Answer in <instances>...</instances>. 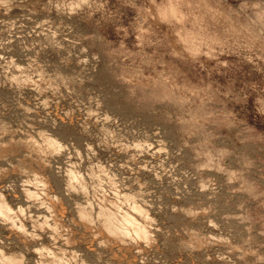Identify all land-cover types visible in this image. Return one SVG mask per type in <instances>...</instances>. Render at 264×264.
Here are the masks:
<instances>
[{
  "label": "rangeland",
  "instance_id": "374dc122",
  "mask_svg": "<svg viewBox=\"0 0 264 264\" xmlns=\"http://www.w3.org/2000/svg\"><path fill=\"white\" fill-rule=\"evenodd\" d=\"M76 2L0 0V194L15 213L0 218L1 244L29 264L67 250L73 264H264V36L209 57L229 37L193 19L199 0L57 7ZM207 2L227 12L243 0ZM45 137L63 150L38 163L23 144ZM38 171L48 186L34 182ZM103 192L140 198L146 242L119 245L86 227L85 212L102 219ZM44 217L59 232L36 227L34 239Z\"/></svg>",
  "mask_w": 264,
  "mask_h": 264
},
{
  "label": "bare ground",
  "instance_id": "6f19581e",
  "mask_svg": "<svg viewBox=\"0 0 264 264\" xmlns=\"http://www.w3.org/2000/svg\"><path fill=\"white\" fill-rule=\"evenodd\" d=\"M50 44V43H49ZM48 46V45H47ZM69 60V59H68ZM37 71V69H36ZM41 72V71H40ZM28 73V72H27ZM43 75V74H42ZM74 76V75H73ZM48 79V78H47ZM71 79V78H70ZM78 79V78H77ZM16 80V79H15ZM14 82V81H13ZM43 82V81H42ZM76 82V81H75ZM71 83V82H69ZM73 83V82H72ZM37 84V83H36ZM44 84V83H43ZM73 85V84H72ZM76 85V84H75ZM36 87V86H35ZM68 87V86H67ZM78 87V86H77ZM43 89V88H42ZM76 89V88H75ZM69 90V89H68ZM77 90V89H76ZM69 93V92H68ZM82 93V92H81ZM77 96V95H76ZM78 97V96H77ZM96 101V100H95ZM98 103V102H97ZM13 129V128H12ZM2 131V130H1ZM8 131V130H7ZM20 131V130H19ZM38 133V132H37ZM10 136V135H9ZM14 137V136H13ZM30 139V138H29ZM12 141V140H11ZM14 141V140H13ZM142 142V141H141ZM160 142V141H159ZM12 144V142H10ZM16 143V142H14ZM44 146H38V142L37 145L36 143L32 140V141H27L23 144V147H27L28 149L30 148L31 150L34 151V153H36L37 157V162L41 161L42 159V153H48L49 155L51 154H55V153H59L61 152L62 149V145L59 143V141L55 138H51L48 137L44 139L43 141ZM4 145V144H3ZM7 146V145H5ZM4 146V147H5ZM22 146V145H21ZM2 147V146H1ZM10 147V146H8ZM15 147H17L15 145ZM3 148V147H2ZM13 148V146L11 147ZM92 148V147H91ZM17 149V148H16ZM23 149V148H22ZM4 151V150H3ZM11 151V150H10ZM16 151V150H15ZM6 152V151H4ZM12 152V151H11ZM13 153V152H12ZM53 156V155H52ZM55 156V155H54ZM25 158V157H24ZM22 162V161H21ZM38 162V163H39ZM41 163V162H40ZM20 164V163H19ZM44 164V163H43ZM23 165V164H22ZM31 166V165H30ZM25 167V165H24ZM21 168V167H20ZM22 169V168H21ZM27 169V168H26ZM40 169V168H38ZM17 170V169H16ZM24 170V169H23ZM29 170V169H28ZM100 171V170H99ZM33 172V171H32ZM31 172V173H32ZM34 173V172H33ZM102 173V171H101ZM35 174V173H34ZM68 176V180H74L77 181L78 183H80L79 186H82V188H84L83 190H85V186L86 183L83 179V176L76 172L75 170H69L67 172ZM100 174V173H99ZM31 175V174H30ZM34 176V175H33ZM65 176V175H64ZM98 176V174H97ZM103 176V175H102ZM35 177V179H34ZM32 179H34V182L40 187V186H48L49 185V181L47 180L48 178H46V176L43 175V173L41 171H38L36 173V175L34 176ZM99 177V176H98ZM97 177V178H98ZM105 177V176H104ZM107 177V176H106ZM105 177V178H106ZM96 178V179H97ZM107 180V179H106ZM100 186L103 185L101 184L103 181L102 179H98ZM33 182V181H32ZM134 183V182H133ZM112 185V189L113 191H115L116 187L114 182H111ZM136 185V184H135ZM72 186V185H71ZM78 186V185H77ZM78 186V187H79ZM95 186V184H94ZM36 187V186H34ZM97 187V186H96ZM75 188V187H74ZM98 188V187H97ZM101 190L106 191L104 189V187H99ZM134 188V187H133ZM73 189V188H71ZM99 189V190H100ZM139 189V188H138ZM131 190V189H130ZM137 190V189H136ZM109 191V190H108ZM30 193H34L36 196V193L33 190L28 191ZM84 192V191H83ZM141 192V191H140ZM96 193V192H95ZM99 193V192H98ZM96 193V194H98ZM104 193V192H103ZM101 193V195H98V205L101 210H103L102 212H104V214L101 215L102 219L100 220L99 218L96 219V217L94 215H92V213H88L85 212V214H83V219L86 223V227L88 229H90L92 231V233H94V235L98 236L100 238V240H102V238H112V240H115L119 245H126V243L128 242H135L136 243H140V242H146L147 239H149L150 237V230L148 227V221L150 222L151 217H149L148 210L146 209L145 205H143L142 203H140L141 201H139L137 198V196L134 195H130V194H121L118 198L112 199L110 197H108L107 193L103 194ZM100 194V193H99ZM113 195V194H112ZM116 195V194H115ZM114 195V196H115ZM29 197V196H28ZM39 197V196H37ZM141 197V196H140ZM8 198L4 195L0 194V218L4 217V218H8L9 221L10 219L13 218V216L15 215L14 213V209L12 208V205H10V201L8 203ZM168 200V199H167ZM144 201V200H143ZM40 202V201H39ZM42 203V202H41ZM124 203H127L128 208L125 207ZM145 203V201H144ZM49 204V203H48ZM90 204V203H89ZM147 205V204H146ZM92 206V205H91ZM18 210V207H17ZM100 210V211H101ZM80 212V211H79ZM17 213V212H16ZM17 214H21V213H17ZM23 215V214H22ZM98 215V214H97ZM100 215V214H99ZM98 215V217H99ZM21 217V216H20ZM100 217V218H101ZM17 218V217H16ZM150 218V219H149ZM3 219V218H2ZM17 220V219H16ZM15 220V221H16ZM52 220V219H51ZM7 222V223H11V222ZM13 221V220H12ZM40 222V221H39ZM51 223L47 222V225H51V227L46 226V228H52L56 229L55 231L58 230V227L56 226L57 223L53 221H50ZM59 222V221H58ZM63 222V221H62ZM152 222V221H151ZM14 223V222H13ZM49 223V224H48ZM41 224V223H40ZM45 224V223H44ZM155 224V223H154ZM60 225V224H59ZM10 226V225H9ZM44 226V227H45ZM62 226V225H61ZM14 228V226H13ZM26 229V228H25ZM21 231V230H20ZM31 231V230H30ZM29 231V232H30ZM54 231V230H53ZM45 232V231H44ZM59 232V231H57ZM28 233V232H27ZM54 233V232H53ZM62 233V232H61ZM56 235V234H54ZM67 236V235H66ZM41 238V237H40ZM72 239V237H71ZM70 239V241H71ZM97 239V238H96ZM152 240V239H151ZM27 241V239H26ZM149 242V241H148ZM152 242V241H150ZM102 243V242H100ZM65 244V243H64ZM67 244V243H66ZM134 244V243H133ZM128 245V244H127ZM68 246V245H67ZM145 246V245H144ZM44 247V246H43ZM42 247V248H43ZM128 247V246H127ZM71 248V247H70ZM44 249V248H43ZM54 249V248H53ZM65 250V249H64ZM57 251H59L57 249ZM72 252V251H71ZM67 250L66 251H61L59 253V255L57 256H53L52 260L48 263V264H73V262L75 263V259H76V253H71ZM40 261V260H39ZM49 261V260H48ZM85 262V261H83ZM0 264H29L28 261L25 260V257L23 254H18L17 252L12 251V249L5 247L3 244L0 243ZM85 264V263H84Z\"/></svg>",
  "mask_w": 264,
  "mask_h": 264
},
{
  "label": "clouds",
  "instance_id": "9594fccd",
  "mask_svg": "<svg viewBox=\"0 0 264 264\" xmlns=\"http://www.w3.org/2000/svg\"><path fill=\"white\" fill-rule=\"evenodd\" d=\"M87 3L88 0H79V2L73 4L58 5L57 7H67L70 11H75ZM196 8L200 9L201 15L199 17L194 16V20L202 21L205 17H207L209 20L214 22L215 25H219L220 28L223 29V33L229 37V39H226L222 42L215 41L214 43L217 45L216 48L209 46V51L204 53L209 57H218L219 55H223L224 51L227 50L230 44L236 47H244L251 51V48L254 44L253 37L264 36V0H259V2L258 0H243V2L239 3L237 8H230L227 10V12L220 11L219 6L212 7L207 2V0H199ZM247 58L251 59V57ZM220 63H223L225 66H227L226 61H220ZM94 114L95 113H89V115ZM103 119L105 121H109L111 120V117L105 115ZM89 147L91 146L89 145ZM28 183H31V181H25V184ZM72 191H76V189H72ZM28 195L30 199H39V197H36L34 193H29ZM40 207H46V205L41 203ZM24 211L25 210L23 208L20 209L21 214H23ZM48 211L51 212L52 209L48 208ZM43 219L45 224L41 225L39 222H37V224L33 226V233H29V235H33L34 239L39 238L34 236L35 228L39 227L43 229V227L47 225L49 218L44 217ZM47 226L51 227V225ZM53 230L55 231L56 229ZM21 231L26 230L21 228ZM65 242L67 243V241ZM0 243H2V241H0ZM36 251L41 252L42 255L44 252H47L49 256L53 255L47 249H36Z\"/></svg>",
  "mask_w": 264,
  "mask_h": 264
}]
</instances>
